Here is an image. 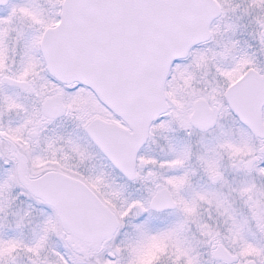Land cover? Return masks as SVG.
I'll return each mask as SVG.
<instances>
[{
	"label": "snow or ice",
	"instance_id": "1",
	"mask_svg": "<svg viewBox=\"0 0 264 264\" xmlns=\"http://www.w3.org/2000/svg\"><path fill=\"white\" fill-rule=\"evenodd\" d=\"M0 264H264V0H0Z\"/></svg>",
	"mask_w": 264,
	"mask_h": 264
}]
</instances>
